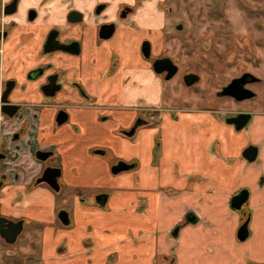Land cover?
I'll use <instances>...</instances> for the list:
<instances>
[{
    "label": "crops",
    "instance_id": "crops-1",
    "mask_svg": "<svg viewBox=\"0 0 264 264\" xmlns=\"http://www.w3.org/2000/svg\"><path fill=\"white\" fill-rule=\"evenodd\" d=\"M96 1L64 0L60 10L52 3L51 23L65 24L70 9L88 15ZM85 22L86 32L80 25L71 29L83 31L84 53L77 60L90 100H82L79 110L71 111L70 123L59 129L47 115L42 120V136L59 155L60 190L40 185L24 192L20 179L0 193L1 212L23 216V233L29 245L33 240L38 247L32 257L23 250L28 254L23 262L264 264V111H255L246 132H237L203 108H175V118L169 108L157 124L126 137L120 131L134 121L139 101L162 106V83L146 63L138 65L139 37L134 38L132 29L127 31L129 48L120 57L124 72L104 78L102 68L109 57H100L91 22ZM124 77L128 86L122 90ZM103 114L111 119L100 121ZM248 146L257 147L252 162L242 156ZM119 160L134 167L112 174ZM28 161L33 162L30 157ZM36 174L20 176L28 183ZM241 191L247 199L235 210L231 200ZM59 210L67 213L68 226L57 224ZM188 213L197 222L184 224L170 238L171 229L185 223ZM244 220L248 234L239 240Z\"/></svg>",
    "mask_w": 264,
    "mask_h": 264
},
{
    "label": "flooded vegetation",
    "instance_id": "flooded-vegetation-1",
    "mask_svg": "<svg viewBox=\"0 0 264 264\" xmlns=\"http://www.w3.org/2000/svg\"><path fill=\"white\" fill-rule=\"evenodd\" d=\"M199 1L98 0L88 15L77 9H70L64 15L65 24L61 25L51 23L50 5L53 3L54 9L60 10L64 0H0V193L4 186L11 187L20 179L24 182V192H30L40 185H46L55 193L59 192V155L53 145L46 142V137L42 136V120L47 115L53 128L59 129L70 123L71 111L79 110L82 100H90L79 75L81 63L77 60L84 53L82 34L87 20H90L93 27L91 33L96 51L100 57L105 54V57H109L102 68L104 78H114L124 72L125 63H122L120 57L129 48L127 31L132 29L134 38L139 37L135 47V52L141 59L138 65L146 63L162 83V106L146 105L139 101L136 106L138 113L130 127L120 131L122 135L133 129L134 136L138 128L157 124L160 113L169 108L172 118H175L173 109L178 108L176 106L201 107L207 113L218 114L220 120L232 127L234 125L228 124L227 119L246 114L238 120L239 123L245 120L246 125L239 130L234 128L237 132H246L255 116L254 105L264 98V78L258 76L257 67L243 68L235 63L236 57H222L221 72L231 69L227 64L234 63V69L229 75L225 74L222 84L216 88V82L209 79L215 75L208 74L209 78L204 77L195 69L194 57H189V69L183 71L185 67L177 62L176 57L164 53V39L177 40L173 33L164 30L163 16L172 14L173 9H178L180 4ZM221 1L214 0L215 5L209 7L207 19H222L226 1ZM205 4L209 5V1ZM71 25L85 28L83 31H72ZM172 28L177 33L183 31L181 23L173 24ZM75 35L78 38L73 37ZM158 39L164 45L156 52ZM147 44L149 51L148 56H145L144 48ZM202 58L207 60L205 68L211 72L216 61H211L208 57ZM96 60L95 64L98 65V59ZM68 61H72L70 66ZM257 61L258 57H253L252 62ZM153 65L159 73L154 72ZM70 67L74 71H69ZM186 74L192 75L187 80L189 84L184 81ZM127 86L128 80L124 77L120 81V88L124 90ZM166 92L169 93L168 97L164 95ZM109 119L110 116L104 114L99 117L102 122ZM93 152L101 155L106 153L100 149ZM28 157L33 162H29ZM46 170L58 173L57 191L41 181L46 176ZM33 171H37V174L28 183L20 176ZM18 222H21L22 229L15 242L24 231L25 219L21 215L5 214L0 210L1 228ZM56 222L58 225L68 226L67 213L57 211ZM184 224L186 222L174 225L169 233L170 238L177 237ZM0 241L6 245L15 243H6L2 238Z\"/></svg>",
    "mask_w": 264,
    "mask_h": 264
},
{
    "label": "rangeland",
    "instance_id": "rangeland-1",
    "mask_svg": "<svg viewBox=\"0 0 264 264\" xmlns=\"http://www.w3.org/2000/svg\"><path fill=\"white\" fill-rule=\"evenodd\" d=\"M206 1H209V5L205 4ZM225 1L221 20L207 19L209 7L215 5L214 0H200L187 5L180 4L178 9H173L172 14L163 16L164 30L173 33L174 39L177 40L164 39L166 40L164 53L176 57L177 62L185 67L183 71L189 69L187 68L191 64L189 57H194L195 69L204 77H208V74L215 75V78H208L216 82L214 84L216 88L222 84L225 74L229 75L234 69V63L227 64L231 69L221 72L222 57H236L234 58L235 63H239L243 68L253 69L252 66H255L258 76L264 78V0ZM176 23L182 24L183 31L179 33L173 31L172 26ZM163 45L160 39L156 40V52ZM202 57L216 61L211 72L205 68L207 60ZM253 57H258V61L252 62ZM164 95L168 97L169 93L166 92ZM181 103L184 102L181 101ZM195 108L202 109L198 106ZM253 109L264 111V98L257 101ZM37 249L33 240L32 245H29V240L26 239L24 233L12 245H6L0 241V263L25 264L23 260L28 254L25 256L23 250L29 252L32 257L36 255Z\"/></svg>",
    "mask_w": 264,
    "mask_h": 264
},
{
    "label": "water",
    "instance_id": "water-1",
    "mask_svg": "<svg viewBox=\"0 0 264 264\" xmlns=\"http://www.w3.org/2000/svg\"><path fill=\"white\" fill-rule=\"evenodd\" d=\"M148 51H149V47L148 44L145 45L144 48V55L148 56ZM153 70L155 73H159L158 69H156V66L153 65ZM192 75L190 74H186L184 76V81L186 84H189L187 82V80L191 77ZM246 114H238L237 116H235L234 118L231 119H227V123L228 124H232L234 125V128L236 130H239L241 128H243L246 125V121L242 120L239 123V119L242 117H245ZM134 130L132 129L129 132H124V135L127 137H130L133 135ZM242 156L248 161V162H252L255 160L256 156H257V147L255 146H248L247 148L244 149ZM134 167V165H129L126 164L122 161H119L117 164L113 165L111 167V173L112 174H118L120 172L132 169ZM47 173V174H46ZM45 173V177L43 179H41V181H44L47 183V185L54 189L55 191L58 190V185L56 182V178L58 176V173H52L51 171L49 172V170H46ZM247 199V193L245 191H241L240 193H238L237 195H235L232 200H231V206L232 208H234L235 210H239L241 208V206L243 205V203L246 201ZM185 222L186 223H196L197 219L196 217L192 214V213H188L185 216ZM21 222L18 223H12L9 225H4V227H0V238H2L6 243H13L16 240V237L19 235V233L21 232ZM248 231H247V221H245L240 228L238 229L237 232V237L239 240H244L247 237Z\"/></svg>",
    "mask_w": 264,
    "mask_h": 264
}]
</instances>
